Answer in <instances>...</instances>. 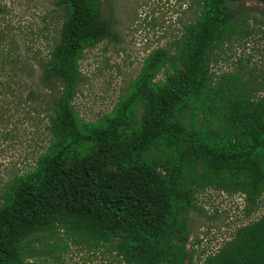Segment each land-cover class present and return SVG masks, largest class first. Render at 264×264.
Returning a JSON list of instances; mask_svg holds the SVG:
<instances>
[{
  "label": "trees",
  "instance_id": "16d2710c",
  "mask_svg": "<svg viewBox=\"0 0 264 264\" xmlns=\"http://www.w3.org/2000/svg\"><path fill=\"white\" fill-rule=\"evenodd\" d=\"M241 1L192 0L193 19L145 55L108 111L86 120L73 103L79 61L115 37V21L103 11L108 0H53L59 26L38 62L50 96L46 144L31 167L1 186L0 264H38V255L48 264L69 244L115 264L191 263L189 215L201 192L239 194L243 216L257 211L264 75L253 82L211 71L223 44L246 32ZM12 41L0 28V96L14 95ZM6 123L0 105L4 134ZM199 262L264 264V211Z\"/></svg>",
  "mask_w": 264,
  "mask_h": 264
},
{
  "label": "rangeland",
  "instance_id": "374dc122",
  "mask_svg": "<svg viewBox=\"0 0 264 264\" xmlns=\"http://www.w3.org/2000/svg\"><path fill=\"white\" fill-rule=\"evenodd\" d=\"M6 12L0 13V28L13 38L14 95L0 96L7 123L0 132V190L12 176L31 167L33 158L46 144V109L48 90L40 83L38 62L51 49L59 23L53 0H0ZM239 7L245 14L246 32L225 42L218 61L211 67L214 75L239 72L242 77L261 80L264 75V4L243 0ZM103 11H111L115 37L104 39L83 52L79 61L81 81L73 100L80 117L94 120L108 111L127 83L135 76L142 59L157 46H164L193 19L192 0H108ZM198 211L189 215L190 235L187 244L192 262L199 264L214 252L233 230L258 217L264 211V196L257 211L243 216L239 194L206 189L197 197ZM198 240V242H195ZM44 255L35 256L36 262ZM48 264H115L108 256L88 253L69 244ZM43 263H45L43 261Z\"/></svg>",
  "mask_w": 264,
  "mask_h": 264
}]
</instances>
